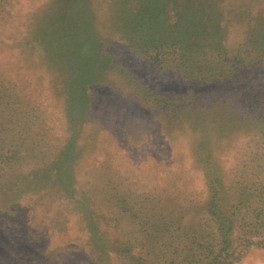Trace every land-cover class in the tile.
I'll return each mask as SVG.
<instances>
[{
    "label": "rangeland",
    "instance_id": "374dc122",
    "mask_svg": "<svg viewBox=\"0 0 264 264\" xmlns=\"http://www.w3.org/2000/svg\"><path fill=\"white\" fill-rule=\"evenodd\" d=\"M206 1L219 12H185L190 78L176 55L160 68L127 45L110 0L69 14L56 0L14 1L0 24V75L20 96L6 135L36 149L14 148L0 170V264H105L103 252L111 264L196 252L198 264L224 236L229 264H264V49L246 38L264 25V0ZM216 14L224 37L212 44L225 51L202 46L200 19ZM52 17L77 34L62 37L75 62L65 69L35 43L48 44L38 30ZM90 57L92 83L80 72Z\"/></svg>",
    "mask_w": 264,
    "mask_h": 264
},
{
    "label": "trees",
    "instance_id": "16d2710c",
    "mask_svg": "<svg viewBox=\"0 0 264 264\" xmlns=\"http://www.w3.org/2000/svg\"><path fill=\"white\" fill-rule=\"evenodd\" d=\"M15 0H0V24H6L9 22L10 18V8L12 7ZM81 0H56L58 3V9L61 12L71 13L75 10H80L81 6H78V3ZM113 5L117 6L118 13V22H117V32L124 40V42L139 51L141 53L146 54L149 58H153L156 61L158 67L162 68L166 66V57L176 55L174 70L182 73L184 78L195 77L193 73L187 74L185 70H188L190 67V57L187 55L186 47L184 41L181 39L185 30L191 28V25H188L191 22L187 17H185V12L191 9H194L196 13L201 14H215V12H219V10H212L210 6L214 5L212 1L207 2L206 0H199L198 3H193L190 0H110ZM207 7L206 11H203L202 8ZM172 13L178 18L175 20L173 18ZM219 16L222 17L220 13ZM246 19L244 15L233 14V18L236 20ZM221 19V20H222ZM204 24L203 34L207 35L205 39H211L210 44L202 45L205 48H212L214 51H225V48L222 47L221 43L212 42L218 38L224 37L223 31L221 29H217L218 23L220 22V17L218 14L216 16H211L207 18L200 19ZM261 20V18H260ZM228 19L225 20L227 23ZM202 24V23H201ZM208 24V25H207ZM212 25V26H211ZM39 34L48 36L47 45L43 46V42L39 39L35 41L37 48H41L43 51H50L54 53V59H52V64L58 66V68L63 67V69L70 67L71 65H75V62L69 59L66 56L61 57L62 50L67 48L68 43L62 44V37L65 34H73L77 35L75 31L70 32V28L68 27L67 21H58L55 18H51L47 25L42 29L38 30ZM74 37V36H73ZM246 38H250L253 41H260L258 45L260 49H264V25L258 24L255 27H252L247 30ZM222 39V38H221ZM211 46V47H210ZM81 49L80 52L87 51V46L85 44H81L79 46ZM256 51V50H255ZM239 54V53H238ZM56 55V56H55ZM110 52L109 55L111 56ZM195 57L192 58V60ZM85 65L89 67V72L83 71L81 69L80 72L86 74L85 78L88 80V83H92L95 75L93 74V70L96 67V62L92 65L91 57L85 58ZM80 64V61H79ZM184 67L185 70H183ZM87 98V96H86ZM15 99H20V96L17 93V85L7 80L5 77L0 75V170L1 167L5 164L11 163L9 157L11 155L10 152L16 154L14 148H20L21 146H29V149L35 152L36 147H33V144H27L24 139L19 138V140L10 141L8 140L9 130L6 129L5 120V112L9 111L10 105L14 107L17 102ZM79 102H82V98L79 99ZM18 115L22 117H15L17 121H26L28 116L26 112H18ZM17 129L18 132L22 133L24 131L27 132V128L19 126ZM36 158L35 155L32 156V159ZM63 157L60 156V159ZM54 164H56L54 162ZM220 214V213H219ZM263 226V225H262ZM222 232H225L223 230ZM227 234V233H226ZM97 236V235H96ZM101 238V236H98ZM223 242L221 248L218 250V254L212 251L209 255H206V252L201 251L200 256L203 255V258L206 262L199 259L197 260L198 264H229L228 260L229 248L233 247L231 245V238L223 237ZM251 243V242H250ZM224 252H226L224 254ZM215 256L210 257L211 254ZM177 254V253H176ZM224 254V255H223ZM105 257V264H111L109 260L110 254H102ZM192 258V262L188 260L189 257ZM188 257V258H186ZM197 258L196 252H188L185 256H179L178 260L173 258L172 261H169V258L166 259V263L161 261L163 264H192L193 258ZM210 257V258H209ZM135 264H151V259L143 260L140 258L133 260ZM104 264V263H100Z\"/></svg>",
    "mask_w": 264,
    "mask_h": 264
}]
</instances>
